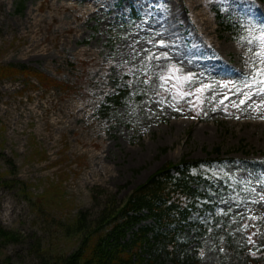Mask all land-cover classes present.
Segmentation results:
<instances>
[{
  "label": "rangeland",
  "instance_id": "obj_1",
  "mask_svg": "<svg viewBox=\"0 0 264 264\" xmlns=\"http://www.w3.org/2000/svg\"><path fill=\"white\" fill-rule=\"evenodd\" d=\"M261 27L264 0H0V63L80 89L19 96L22 81L0 82V229L14 236H0V264L67 256L80 240L68 222L82 214L95 225L184 156L228 158L227 170L252 188L217 195L231 217L213 232L178 233L197 238L190 255L201 245L195 264H247L245 248L262 254L264 176L254 165L264 169V112L255 110L264 85L245 78L264 68ZM126 86L123 104L110 100ZM177 92L191 95L174 100Z\"/></svg>",
  "mask_w": 264,
  "mask_h": 264
},
{
  "label": "trees",
  "instance_id": "obj_2",
  "mask_svg": "<svg viewBox=\"0 0 264 264\" xmlns=\"http://www.w3.org/2000/svg\"><path fill=\"white\" fill-rule=\"evenodd\" d=\"M6 79L23 80L19 94L31 90H43V93L60 90L69 96L78 91L74 84L24 64H0V80ZM246 79L251 77L246 76ZM128 93V88L121 89L110 99L120 104ZM228 160L220 156H184L178 162H166L137 185L122 204L110 203L95 225H86L82 214L68 222L66 233L80 235L77 248L63 258H50L45 264H165L167 260L174 264L197 263L195 256L187 253L191 240L181 241L178 233L194 227L199 235L218 219L231 217L229 210L220 207L217 196L212 193L242 192L245 188V184L240 185L227 170ZM254 166L264 176V169L258 164ZM201 184L205 185V190ZM193 212L198 218L190 220ZM148 219L153 223L143 224ZM0 236L14 238L2 229ZM245 253L247 264H264V254L251 256L247 250Z\"/></svg>",
  "mask_w": 264,
  "mask_h": 264
},
{
  "label": "snow or ice",
  "instance_id": "obj_3",
  "mask_svg": "<svg viewBox=\"0 0 264 264\" xmlns=\"http://www.w3.org/2000/svg\"><path fill=\"white\" fill-rule=\"evenodd\" d=\"M260 31H261V35L255 38L256 40L259 41L260 51L256 52L255 55L260 58L261 63H264V27H261ZM247 42L252 43L251 40H249ZM159 58L160 57H157V59H159ZM165 58H166V54H165ZM170 71L174 72V71H178V69H171ZM262 76H264V68L257 67V71H256L255 75L253 76V81L255 83L260 84V85H264V79H257L258 77H262ZM183 79L185 81H191L192 77L191 76H185V77H183ZM161 80L166 82L167 77H161ZM247 86L251 87V85H247ZM205 87H207V86H205ZM196 91H197V93L202 92L203 88H199ZM258 92L261 94H264V87H260L258 89ZM186 95H191V93L177 92L173 95V99L175 100V99H177V97L183 98ZM225 98H227V97H225ZM248 99H251V94L246 93L245 98L241 99L239 101V104H241V105L245 104L246 100H248ZM262 105H264V100H262L259 104L256 105L255 110L264 112V106H262ZM236 106L237 105H233V107H236ZM173 107H175V106L173 105ZM176 110L179 111V109H176ZM261 118H264V117H261Z\"/></svg>",
  "mask_w": 264,
  "mask_h": 264
}]
</instances>
